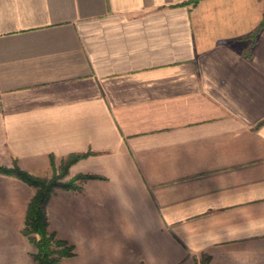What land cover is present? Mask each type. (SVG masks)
Segmentation results:
<instances>
[{"label": "crops", "instance_id": "obj_1", "mask_svg": "<svg viewBox=\"0 0 264 264\" xmlns=\"http://www.w3.org/2000/svg\"><path fill=\"white\" fill-rule=\"evenodd\" d=\"M187 1L0 0V166L94 153L47 206L89 264H264V0ZM36 193L0 174V264Z\"/></svg>", "mask_w": 264, "mask_h": 264}, {"label": "trees", "instance_id": "obj_2", "mask_svg": "<svg viewBox=\"0 0 264 264\" xmlns=\"http://www.w3.org/2000/svg\"><path fill=\"white\" fill-rule=\"evenodd\" d=\"M201 0H190L179 6L197 5ZM264 29L263 19L257 30L251 35V39L256 42L258 35ZM264 121L261 122V125ZM94 153L73 154L64 159L61 163L60 173L47 182L43 181L30 173L24 171L17 163L12 168L0 166V174L11 175L21 179L30 186L37 187L38 193L32 199L26 216L25 228L22 231L30 243L37 249L36 260L38 264H59L63 258L74 255V247L69 246L65 241L58 240L54 234L48 231V219L46 208L55 188L62 187L65 189L81 190L83 184L88 180L102 179L95 175H77L66 183H60L69 174L70 168ZM51 163L55 168V158L51 157ZM210 257L207 256L203 264H208Z\"/></svg>", "mask_w": 264, "mask_h": 264}, {"label": "rangeland", "instance_id": "obj_3", "mask_svg": "<svg viewBox=\"0 0 264 264\" xmlns=\"http://www.w3.org/2000/svg\"><path fill=\"white\" fill-rule=\"evenodd\" d=\"M60 167L61 166H55V168H52L53 169V175L50 178H43V177L35 176V175H33V176H35V177H37V178H39V179H41L43 181L49 182L55 177V175L60 173ZM59 182L64 184V183H66L68 181H66L65 178H64V179H61ZM80 185L82 186L81 190L65 189V188H62V187L55 188L53 193L51 194V197L58 190L82 191L84 183L80 184ZM35 188L37 189V193H38V188L37 187H35ZM37 193H36V195H37ZM50 200H51V198H50ZM50 200H49V202H50ZM46 212H47V208H46ZM47 219H48V215H47ZM48 231H49V233L54 234L58 240L65 241L69 246H73L74 247V255H72L70 257L63 258L61 260V262H59V264H89L90 263V257L88 255V250L86 248H84V247L83 248H77L74 244H72L68 240H64V239L60 238L59 236H57V234L55 232H51V230L49 229V219H48ZM25 238L27 239V241H29V239L26 236H25ZM29 243H30V241H29ZM31 246H32V248H31L32 250L28 253V257H27L29 262L28 263H16V264H38L37 260H36V255L38 253L37 249L32 244H31ZM109 258L111 260H118L119 259V258L116 257L115 254L109 256ZM127 258H128V260H127L126 264H150V263H146L144 259H141V256L138 254L137 249L133 248V247H129L128 248ZM205 260H206V258L204 256L200 257L201 264H203L205 262Z\"/></svg>", "mask_w": 264, "mask_h": 264}]
</instances>
